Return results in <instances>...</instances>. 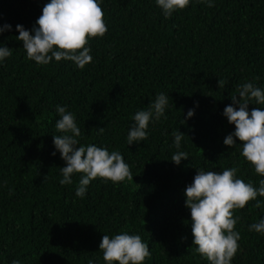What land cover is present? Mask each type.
I'll return each instance as SVG.
<instances>
[{
	"label": "trees",
	"instance_id": "1",
	"mask_svg": "<svg viewBox=\"0 0 264 264\" xmlns=\"http://www.w3.org/2000/svg\"><path fill=\"white\" fill-rule=\"evenodd\" d=\"M48 2L0 0V28L11 26L0 43L12 49L0 62V264H105L102 235L122 232L148 245L144 264H209L192 244L184 193L197 170L235 167L256 188L264 179L240 143H223L235 131L223 110L237 88L264 90V0H191L169 18L155 0H99L108 30L89 41L92 62L83 69L65 60L38 65L16 39V26L31 32ZM160 93L167 119L151 120L148 138L128 145L132 117ZM57 105L73 113L79 145L120 152L133 181L95 179L83 198L75 195L80 174L61 185ZM176 131L185 134L179 148ZM177 152L189 159L174 164ZM257 200L259 208L254 200L234 212L240 240L231 264H264V234L249 230L264 219V197Z\"/></svg>",
	"mask_w": 264,
	"mask_h": 264
},
{
	"label": "clouds",
	"instance_id": "2",
	"mask_svg": "<svg viewBox=\"0 0 264 264\" xmlns=\"http://www.w3.org/2000/svg\"><path fill=\"white\" fill-rule=\"evenodd\" d=\"M155 2L162 9L165 18H169L174 12L183 11L191 0ZM197 3L214 6L212 0H197ZM35 23L36 27L31 32L22 25H17L19 35L16 39L22 42L27 58L38 65L65 60L72 61L83 69L92 62L89 41L103 37L108 30L99 0H50L43 6L42 14ZM10 28V25H4L0 28V33ZM11 55L12 49L0 43V62ZM217 83L219 87H224L226 81ZM237 92L238 95L231 96L232 104L223 110L228 123L235 126V131L227 135L223 143L229 148L240 143L241 156L253 166L256 174L264 177V109L253 107L250 112L248 110L251 101L256 105H264V90L252 82H246L237 88ZM167 106L168 97L160 93L148 110L136 112L132 117L134 124L128 132L127 144L146 140L149 122L153 119L159 121L162 116L167 119L164 115ZM56 111L60 118L55 127L61 134L53 136V144L66 164L61 167V185L72 184V176L80 174L75 195L83 198L91 181L95 179L114 184L125 180L133 181L129 165L120 152H109L94 144L79 145L77 137L81 136V129L73 113L60 105L56 106ZM193 114L190 109L187 117L190 118ZM103 130V127L98 128L97 134H102ZM173 136L175 147L179 148L185 134L176 131ZM52 155L55 156L56 152ZM187 159V153L177 152L171 161L179 165L181 160ZM237 171L235 167L222 172L197 170L193 182L185 189V207L190 209L192 244L196 246L195 252L209 264H231L239 250L240 240V233L235 230L239 218L234 217V212L245 208L254 200L255 207L259 208L261 202L257 197H264V179L259 181V188H256L252 183L237 178ZM249 230L264 234V219L251 224ZM99 250L105 264H144L151 256L148 245L142 238L127 232L111 238L109 235H102ZM11 264L21 262L13 260ZM89 264L93 262L89 261Z\"/></svg>",
	"mask_w": 264,
	"mask_h": 264
}]
</instances>
